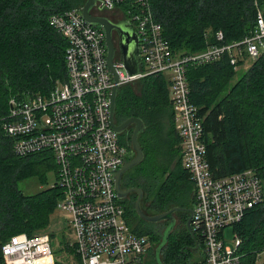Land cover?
Wrapping results in <instances>:
<instances>
[{
    "label": "trees",
    "instance_id": "obj_1",
    "mask_svg": "<svg viewBox=\"0 0 264 264\" xmlns=\"http://www.w3.org/2000/svg\"><path fill=\"white\" fill-rule=\"evenodd\" d=\"M86 1L0 0V119L8 116L10 100L46 95L57 81L64 80L67 42L48 21L54 14L81 9ZM150 7L172 52L193 55L249 36L258 12L264 9V0H150ZM119 10L126 15L128 5ZM219 32L224 37L222 43L216 39ZM187 80L191 102L203 119L206 159L213 177L221 179L255 170L264 182V56L243 73L235 71L224 56L210 64L190 67ZM137 84L139 95L132 89ZM114 115L119 122L139 118L145 125L138 142L143 154L153 158L146 166L151 170L145 169L134 180L149 203L146 209L141 208L143 213L157 215L175 207L192 208L194 186L182 167L167 78L155 74L119 88ZM132 130L125 134L131 147ZM56 169L49 152L17 157L10 141L1 139L0 245L13 235L32 236L49 228L60 190L51 187L27 196L18 184L33 177L43 181L47 171L56 173ZM131 208L134 210V206ZM133 213L132 222L139 223L134 232L148 239L150 260L145 264H158L155 254L163 232L153 224L138 221ZM178 214L182 216L183 232L168 236L159 255L160 264H188L190 252L197 253L191 249L201 247L199 236L193 233V238L187 230L186 214ZM232 229L240 241L241 264H257L264 251V200L263 205L245 212ZM73 248L70 251L74 253Z\"/></svg>",
    "mask_w": 264,
    "mask_h": 264
},
{
    "label": "built area",
    "instance_id": "obj_2",
    "mask_svg": "<svg viewBox=\"0 0 264 264\" xmlns=\"http://www.w3.org/2000/svg\"><path fill=\"white\" fill-rule=\"evenodd\" d=\"M122 5H128L125 17L138 38L139 73L128 75L120 57L114 58L115 83L107 67L103 30L86 22L80 8L54 14L48 24L67 42L65 78L46 95L10 100L8 116L0 119V141L8 139L17 157L42 152L53 156L57 182L52 188L61 192L56 211L66 215L79 264H145L148 239L136 235L115 191L116 173L133 150L111 126L110 97L114 86L164 75L182 167L194 186L191 229L201 243L196 264H241L239 239L235 238L233 247L227 246L223 230L239 223L248 210L263 205L264 182L255 170L213 177L206 159L203 119L191 102L187 71L224 56L238 71L247 61L252 64L264 56V9L258 12L252 33L242 41L177 55L154 18L150 0L96 3L100 10L114 12ZM223 38L217 33V42ZM51 235L50 229L32 236L13 235L0 245V264H45L53 254Z\"/></svg>",
    "mask_w": 264,
    "mask_h": 264
},
{
    "label": "water",
    "instance_id": "obj_3",
    "mask_svg": "<svg viewBox=\"0 0 264 264\" xmlns=\"http://www.w3.org/2000/svg\"><path fill=\"white\" fill-rule=\"evenodd\" d=\"M97 0H87L85 5L81 8V13L83 19L91 25L98 26L103 30L105 36V45L107 49V67L111 71L114 77L115 83L118 82V75L116 69L113 65L114 59V46L112 41V30H116L120 36V61L124 65L125 70L127 71L128 75L134 76L139 73V52H138V38L136 33L132 30L130 24L128 22H120L114 24L108 18L100 17V16H93L91 14L93 8L96 6ZM119 88L114 86L111 91L110 97V123L114 131L118 134H123L126 130L133 128L132 135H131V145H132V154L128 157L124 165L118 170L115 176V191L117 194L118 199L123 200L129 193L135 192L137 194V199L135 203V211L140 219L143 221L156 224L164 221H168L169 225L165 228L162 234V240L159 246L156 249V261L160 264V252L165 246L168 236L172 230L174 220L173 216L175 213H189L190 217L187 219L186 227L194 238V234L191 229V219H192V209L188 208H179L175 207L168 210L165 213L148 216L143 213L141 210V200L143 198L142 190L138 188L123 190L121 187V179L124 174H126L129 170L136 167L143 161L144 155L140 148L138 138L140 134H142L145 130L144 122L139 118H130L126 120L121 125L117 126L114 123V112H115V104H116V97ZM197 248H193L191 250H195Z\"/></svg>",
    "mask_w": 264,
    "mask_h": 264
},
{
    "label": "rangeland",
    "instance_id": "obj_4",
    "mask_svg": "<svg viewBox=\"0 0 264 264\" xmlns=\"http://www.w3.org/2000/svg\"><path fill=\"white\" fill-rule=\"evenodd\" d=\"M116 12L107 11V10L103 11L104 16H106V17H117L118 12L117 13ZM250 64H251V62L247 61L243 67L239 68V70H238L239 73H243L244 71H246V69H248L251 66ZM235 82H236V80L234 79L232 84H235ZM132 89L136 95H139V84L135 85ZM131 129H133V128L131 127ZM123 138H125V135L123 136ZM143 155H144L143 161L140 164H138L136 167L132 168L131 170H129L127 172V174H131L134 179H136L139 176H142L145 169L147 171L151 170L150 168H148L146 166H147L148 160L153 159V158H148V157H146L145 154H143ZM168 172L169 171H167V173ZM164 175H165V177L164 176L163 177L166 178L167 174H164ZM44 179L45 180L41 181L40 178H36V177L28 178V179H25V180L19 182L18 187L24 195L29 196V195L37 194L38 192H40L42 190H45L47 188H51L57 182V173H55V171H52V170L47 171L44 175ZM138 189H140V188H138ZM143 197H144V199L142 198L143 201H142L141 208L146 209L148 207L149 203L146 201L145 193H143ZM147 214H149L148 216L154 215V213L152 211L151 212L148 211ZM174 216H176L178 218L179 224L174 228L171 235H177V234H180L183 232L182 231L183 230V224L181 225L180 218H179L180 215L178 213H176ZM63 217H65V218H63ZM56 222H60V227L58 229H56L55 231H52L51 249H52L53 254H52L51 258L45 264H55L56 262H58L60 264H79V261H77V258H76V257H78L76 251L74 253L70 251V248H72L71 244H73V242H74V236L72 235V232L69 228V224H68L66 215L59 212V211H56L53 215L52 223L55 224ZM186 222H187V220H186ZM145 223H147V222H145ZM148 224H150V223H148ZM153 225L157 230H161V233L163 232L164 228L166 227V225L163 223H156ZM223 238H224V242L227 246H231V247L234 246L235 237L233 234L232 227H226L223 230ZM197 253L193 254L192 252H190V254H189L190 259H188V261H187V262H189L188 264H194L195 262L200 260L201 257H199V254H197ZM148 259L150 260L149 256H147L146 262ZM263 259H264V256H263V252H262L260 254V259L258 261V264H262Z\"/></svg>",
    "mask_w": 264,
    "mask_h": 264
},
{
    "label": "flooded vegetation",
    "instance_id": "obj_5",
    "mask_svg": "<svg viewBox=\"0 0 264 264\" xmlns=\"http://www.w3.org/2000/svg\"><path fill=\"white\" fill-rule=\"evenodd\" d=\"M91 14L93 16H100V17L108 18L114 24H117V23H120V22H128L127 21V18L125 17V15L122 12L118 13L117 17H106V16H104L103 10H100L98 6H95L93 8ZM131 28L134 31V29H133L132 26H131ZM111 35H112V41H113V46H114V58H117V57H120L121 56V51H120V36H119V34H118V32L116 30H112V34ZM124 122L125 121L119 122L116 119V116L114 115V123L117 126L121 125ZM127 131L128 130H126V132ZM126 132L123 133L122 136H124L126 134ZM134 180L135 179L133 178V176L131 174H127V173L124 174V176H122V179H121V187H122V189L123 190H128V189L137 188L138 186L135 184V181ZM126 181L129 182V183H127ZM136 199H137V194L135 192H131L123 200H121V202H122V204H123V206L125 208L126 218L128 219V221L131 224V226H132L133 229L136 228L137 225L139 224L137 221L136 222H132V215L134 214L133 212H135V215L137 216L138 221H143L142 219H140L138 217V215H137V213L135 211ZM131 206H134V208H133L134 210H131L132 209ZM188 209H192V208H188ZM183 214H186V220L190 217V214L189 213H183ZM174 215H172L173 216V220H174V224H173L172 230L170 232V235L172 234L174 228L179 224L178 218L176 216H174ZM179 218H180V222H182V216L181 215L179 216ZM160 223L165 224L166 227L169 225V222L168 221H164V222H160ZM181 225H182V223H181ZM165 228H164V230H165ZM196 251H198V250L196 249Z\"/></svg>",
    "mask_w": 264,
    "mask_h": 264
},
{
    "label": "crops",
    "instance_id": "obj_6",
    "mask_svg": "<svg viewBox=\"0 0 264 264\" xmlns=\"http://www.w3.org/2000/svg\"><path fill=\"white\" fill-rule=\"evenodd\" d=\"M117 12L120 13L121 11L118 10ZM118 13H117V14H118ZM53 215H54V214H53ZM53 215H52V218H51V224H50V226H49V228H48V229H50L51 231H55L56 229H58V228L60 227V222H56L55 224L52 223ZM63 218H65V217H63Z\"/></svg>",
    "mask_w": 264,
    "mask_h": 264
},
{
    "label": "bare ground",
    "instance_id": "obj_7",
    "mask_svg": "<svg viewBox=\"0 0 264 264\" xmlns=\"http://www.w3.org/2000/svg\"><path fill=\"white\" fill-rule=\"evenodd\" d=\"M56 32V31H55ZM48 94V93H47Z\"/></svg>",
    "mask_w": 264,
    "mask_h": 264
}]
</instances>
